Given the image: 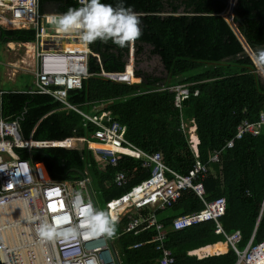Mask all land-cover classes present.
Wrapping results in <instances>:
<instances>
[{"label": "trees", "instance_id": "16d2710c", "mask_svg": "<svg viewBox=\"0 0 264 264\" xmlns=\"http://www.w3.org/2000/svg\"><path fill=\"white\" fill-rule=\"evenodd\" d=\"M104 2L116 4L117 0ZM47 3H54L58 13L79 6L77 0H40L41 12H45ZM125 6L137 14L140 35L124 47L110 40L88 44L89 74L81 87L69 89L68 99L89 114L109 111L113 119L125 124V135L131 142L151 153L161 151L170 167L188 173L197 160L189 126H196L199 158L207 161L210 152L233 137L243 119L255 120L264 111V81L245 50L246 45L253 52L257 46H264V0L237 1L243 23L236 19L230 23L222 15L226 6L221 0H125ZM244 32L248 42L242 40ZM35 39V28H8L0 23V45ZM132 44L135 63L140 64L145 52L148 57L158 55L163 73L156 76L139 67L135 72H144L145 79L131 83L105 77L103 70H125ZM178 83H189L188 97L181 106L176 103L175 92L157 89ZM5 90L2 116L18 122L22 138L63 140L80 136L95 140L92 134L98 126L79 111L64 107L52 95L30 91L29 87ZM16 150L22 158L43 160L54 180L81 178L80 171L88 174L106 201L151 174L149 168L140 166V159L125 153H119L117 165H101L87 142L84 147L49 145ZM209 167L203 180L204 197L226 198V211L220 218L223 228L227 232L241 230L240 249L246 247L253 233L254 241H260L264 237V126L259 134L247 133L233 147L225 148L220 161L210 162ZM118 170L135 171V177L128 185L118 187L112 183ZM203 207L196 192L186 189L173 205L156 212L165 225L167 245L173 251L175 264H235L237 254L232 247L225 253L202 258L188 253L225 240L223 233L215 232L214 220L177 230L171 226L175 216ZM126 223L124 218L116 224L121 234L117 254V243L113 249L118 263L157 264L160 251L154 243L133 247L151 239L154 228L142 225L132 232H123Z\"/></svg>", "mask_w": 264, "mask_h": 264}, {"label": "built area", "instance_id": "2783aa9c", "mask_svg": "<svg viewBox=\"0 0 264 264\" xmlns=\"http://www.w3.org/2000/svg\"><path fill=\"white\" fill-rule=\"evenodd\" d=\"M40 0H0V23L13 28H35V81L30 91L43 92L59 100L64 107L73 108L95 123L98 128L92 134L95 140L74 136L63 140H36L32 137L22 138L16 120H7L2 116L1 104L5 89H0V261L1 264H119L114 243L107 235H93L87 231L84 209L89 206L99 209L96 193L92 187L91 177L85 175L74 180H54L43 160H32L19 156L16 148L62 145L73 147L75 140L87 142L101 165H117L119 153L129 154L141 160L142 168H149L150 176L134 184L129 190L106 201L110 215L117 222L127 219L123 232H132L144 225L153 227L155 233L147 241L137 242L133 247L143 243H154L160 251L157 264H175V256L167 245V231L156 212L173 205L184 190L192 189L203 200L204 207L198 211L184 213L173 218L171 226L183 229L200 222L214 220L216 233H223L229 245L237 254L236 264H264V237L255 242V233L244 249L238 247L242 233L240 229L227 232L220 218L226 211V198L219 196L212 200L204 197V178L209 173V163L219 162L222 151L233 147L235 141L249 133L257 135L264 126V111L255 120L243 119L237 126L233 137L225 145L210 152L207 161H201L198 152L199 139L195 125L194 136L190 143L197 157L188 173H181L170 167L161 151L148 152L125 135L126 126L113 119L109 111L89 114L68 99V91L82 86L83 78L89 74L88 59L91 49L79 40L76 33L50 31L51 22L45 24L46 16L40 11ZM230 23L233 16L229 10H223ZM10 25V26H9ZM5 26V25H4ZM71 38H74L71 40ZM64 39L73 46L61 47ZM130 60L123 71H102L105 77L116 81L135 82L141 77L135 72L134 48L131 45ZM245 50L251 55L249 46ZM261 70V69H258ZM264 71V69H262ZM189 83L162 85L157 89H168L177 94L176 103L181 106L188 97ZM185 127V124H183ZM91 143H95L92 145ZM137 167L135 168V170ZM135 177V171L128 173L118 170L112 183L118 187L128 185ZM79 195L83 200L80 210H74L73 200ZM148 207V211H144ZM143 210L144 212H141ZM54 217H62L58 231L79 225L75 236L59 235L52 240H42L36 231L41 221L51 222ZM116 254L117 250L115 249Z\"/></svg>", "mask_w": 264, "mask_h": 264}, {"label": "clouds", "instance_id": "9594fccd", "mask_svg": "<svg viewBox=\"0 0 264 264\" xmlns=\"http://www.w3.org/2000/svg\"><path fill=\"white\" fill-rule=\"evenodd\" d=\"M78 7H69L67 11L50 16L52 26L62 33L75 32L79 40L91 44L97 40H109L124 47L140 35V21L130 6H125V0H117L116 4L105 3L104 0H77ZM134 48V47H133ZM253 65L264 69V46H257L251 55ZM82 198L77 197L72 202L74 210L83 206ZM86 229L93 235L114 234L117 219L104 210L93 209L91 204L84 209ZM62 217H54L51 222L41 221L36 225V231L42 240H52L59 235L75 236L79 225L58 231Z\"/></svg>", "mask_w": 264, "mask_h": 264}, {"label": "rangeland", "instance_id": "374dc122", "mask_svg": "<svg viewBox=\"0 0 264 264\" xmlns=\"http://www.w3.org/2000/svg\"><path fill=\"white\" fill-rule=\"evenodd\" d=\"M49 18V16L45 17V24H48L50 21ZM4 25L6 26L7 24ZM49 30L60 32L55 29L52 24ZM32 47L33 46L26 45L0 46V89H25L32 86L35 80L34 68L36 64L35 52L34 49H31ZM133 63L136 68L142 67L144 70H147L149 73L156 76H160L164 71L160 57L158 55L148 57V52L142 54L140 64L135 63V60H133ZM153 68H156V71H153ZM193 127L194 126L189 128L190 137L192 139L195 133ZM92 187L96 193L100 210L109 213L106 207V200L100 193V190L94 185H92ZM118 234L119 233L115 228L114 234L112 236H107V238L114 242L116 241ZM118 248L119 246L117 243L116 249L119 250Z\"/></svg>", "mask_w": 264, "mask_h": 264}, {"label": "water", "instance_id": "95a60500", "mask_svg": "<svg viewBox=\"0 0 264 264\" xmlns=\"http://www.w3.org/2000/svg\"><path fill=\"white\" fill-rule=\"evenodd\" d=\"M221 1H223L224 4H225V6H226L224 10H229L230 13L233 16V19H236L238 22L243 23L244 18L239 14V11L237 9V1L238 0H221ZM46 10H47V12L49 14H58V12L56 10V6H55L54 3H47L46 4ZM236 25H237V23H236ZM242 40L244 42H248V37L245 34V32L242 34ZM260 46H262V45H260ZM261 70H258V74H259V77L261 78V80L264 81V74L261 72ZM138 76L141 77V80H144L145 79L144 72H142V74L141 75H138ZM84 145H85V143L82 140H80V139H76L75 140V146L84 147ZM80 173H81L82 176L85 175L82 171H80ZM259 220H260V217L258 219L257 224L259 223ZM0 264H1V261H0Z\"/></svg>", "mask_w": 264, "mask_h": 264}, {"label": "crops", "instance_id": "0c3cea01", "mask_svg": "<svg viewBox=\"0 0 264 264\" xmlns=\"http://www.w3.org/2000/svg\"><path fill=\"white\" fill-rule=\"evenodd\" d=\"M43 13H47V10H46V5H45V12ZM60 14V13H58ZM50 15H53V14H50ZM45 18V17H44ZM8 28H13V27H8ZM74 38H71V40H73ZM69 39H64L61 43V47H66V46H73V44H70V42H68ZM35 41H29V42H18V41H9L5 44H1L3 46H15V45H26V46H33L31 49L35 51ZM70 44V45H69ZM0 45V46H1ZM246 45V44H245ZM156 71V68H153V71ZM35 81V80H34ZM34 84V83H33ZM31 87L33 86H30L29 88L31 89ZM99 205V204H98ZM100 209V208H99ZM217 243H222V244H226V247L224 250L220 251V250H217L213 253L209 252L208 250H206V247L210 246V245H215ZM231 246L229 245V243L227 242L226 238L225 240H219L215 243H210V244H207V245H204V246H201V247H198V248H195V249H192V250H189L188 253L191 254V255H197L199 258H202V257H205L207 255H212V254H219V253H225L226 251H228V249L230 248ZM118 251V250H117ZM236 264V263H235Z\"/></svg>", "mask_w": 264, "mask_h": 264}, {"label": "bare ground", "instance_id": "6f19581e", "mask_svg": "<svg viewBox=\"0 0 264 264\" xmlns=\"http://www.w3.org/2000/svg\"><path fill=\"white\" fill-rule=\"evenodd\" d=\"M70 45V44H69ZM261 72L264 74V71L261 70ZM92 145H94L95 143H91ZM226 247V244H222V243H217L215 245H210L208 247H206V250H208L209 252L213 253L217 250H224Z\"/></svg>", "mask_w": 264, "mask_h": 264}]
</instances>
